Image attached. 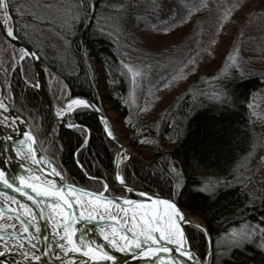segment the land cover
<instances>
[{
    "label": "trees",
    "instance_id": "obj_1",
    "mask_svg": "<svg viewBox=\"0 0 264 264\" xmlns=\"http://www.w3.org/2000/svg\"><path fill=\"white\" fill-rule=\"evenodd\" d=\"M35 1L9 0L12 18L7 22L38 53L54 104L83 95L104 112V103L110 105L119 130L140 156L128 155L131 159L119 167L129 185L167 196L183 181L182 189L193 193L208 184L205 194L176 198L207 230L210 244L202 228L185 226L193 252L207 264H264V179L252 176L264 155V0H211L200 11L202 0H117L113 14L126 23L124 30L147 27L181 36L152 59L137 56L149 66L153 86L145 93L148 84H143L135 105L128 100L129 85L113 42L98 28L106 0H87V14L82 0H59L70 16L51 15L49 35L36 28L41 22L26 7ZM221 35L226 37L224 53L210 57L173 88L164 83L169 75L160 80L168 72L165 66L186 67ZM0 83L40 151L66 181L95 191L107 181L109 195L125 194L112 179L116 144L94 112L74 109L69 124L77 127L53 120L36 88L30 59L21 61L19 49L1 33ZM163 91L164 98H153ZM241 225L255 230L253 236L238 244L224 242L226 233Z\"/></svg>",
    "mask_w": 264,
    "mask_h": 264
},
{
    "label": "snow or ice",
    "instance_id": "obj_2",
    "mask_svg": "<svg viewBox=\"0 0 264 264\" xmlns=\"http://www.w3.org/2000/svg\"><path fill=\"white\" fill-rule=\"evenodd\" d=\"M210 6L211 0L206 2L202 0L196 10L200 11ZM11 7L9 0H0V13L3 14L5 23L12 18ZM82 7L87 14V0H82ZM5 31L7 38L15 39L13 27H8ZM21 51V61L29 55L36 56L29 50ZM232 60L235 63V57H232ZM123 69L132 74L134 82L140 75L139 70L129 64H123ZM36 87H40L39 81ZM73 105L85 109L92 107L89 101L76 98L70 100L66 111H58L56 115L63 120L72 110ZM93 110L96 111V109ZM12 111L13 109L7 105L6 101L0 100V127L26 123L19 116H10ZM101 119L104 121L106 135L111 140H116L114 130L108 126L106 117ZM77 126L68 125V127ZM14 131L20 133V138L17 139L13 135L7 137L8 144H11V148L8 149L9 154L5 155L3 150H0V185H3L4 189L18 193L19 196L26 197L34 207L20 202L17 196L0 192V196H3L5 200V203H0V217L7 216L12 221L8 225L0 223V264H33V262L44 264L45 257L52 252H45L38 248L40 240L47 241V237L42 233L40 221L54 226L58 243L52 247L55 249L58 246L62 253L56 256L57 262L71 257L73 253H79L86 264H128L129 259L134 264H200L191 251L184 229V225L190 222L176 198L181 196L193 199L195 193L205 194L209 191L208 184L197 187L193 193L182 189V186L186 185L183 181L175 184L165 198L153 199L150 193L140 191L139 195L148 197L149 202L124 199L123 205L128 207H123L120 196L109 195L110 185L107 181L103 182L102 191L79 188L73 184H58L57 179L64 181L65 177L36 147V138L31 130L20 132L17 128ZM85 131L88 130L85 129ZM87 142L86 139L85 144ZM122 159L131 158L124 155ZM13 160L20 162L19 167L25 174L9 176L6 166ZM171 171L177 176L180 175L175 166L171 168ZM90 179L96 178L90 177ZM115 182L121 187H126V181L119 172L115 174ZM28 190H31V194ZM126 190L129 193L133 192L130 187H126ZM13 204L17 207L13 208L11 206ZM133 206L136 211H133L129 217V210ZM77 209H80L78 216ZM116 209L123 212V217L119 216ZM78 220L98 221L102 225L112 224L110 232L103 226L98 228L106 244L100 245L95 240L86 239L83 235L77 236L75 225ZM16 222L19 223L20 228L17 227ZM203 231L207 232L206 229ZM254 231L252 233L234 231L233 236L242 241L250 238ZM261 233L264 234V229H261ZM37 251L40 254H37ZM13 253L19 255L21 260L4 259L5 256ZM73 264H78L75 258H73Z\"/></svg>",
    "mask_w": 264,
    "mask_h": 264
},
{
    "label": "rangeland",
    "instance_id": "obj_3",
    "mask_svg": "<svg viewBox=\"0 0 264 264\" xmlns=\"http://www.w3.org/2000/svg\"><path fill=\"white\" fill-rule=\"evenodd\" d=\"M36 4L30 2L26 7L30 8L35 15V18L38 19L39 23L41 22V26H36L37 29L49 35L46 26H51L52 21L50 22V16L56 14L59 17H69L70 12L67 10L65 11V7L63 4L59 2V0H36ZM25 3V2H24ZM23 3V4H24ZM22 8H26L24 5L20 4ZM67 5V4H66ZM72 4L69 3L68 7H71ZM118 6L117 0H106L103 4V9L101 12V19L99 23V30L103 34L107 35L113 42V46L117 56L120 58V65L122 66L121 72H123L124 77L127 80L129 85V96L128 100L132 105H135L138 101L139 92L143 84L145 85V93H149V87L151 88L153 84H149L150 80V72L149 66L141 65L138 57H145L147 60L152 59L155 57V52L160 50H169L170 46L181 39L179 36H172L169 32H164L163 30L154 29V28H147V27H140V28H132L129 31L124 30L126 27V23L122 20L119 22L117 21L114 13V9ZM29 10V9H28ZM58 17V18H59ZM4 19V18H3ZM54 22V21H53ZM8 24V22H7ZM8 26H10L8 24ZM46 28V29H44ZM123 29V30H122ZM226 37L221 35L215 39L214 43L209 47V50L199 51L194 54L191 58L190 63L184 66H176V65H169L167 67V71L161 75L160 80L164 77L169 75L165 84H169L172 88L176 86L175 84L179 83V79L185 76V79L190 78L191 72H196L195 69H199V66L202 64H207L206 62L210 61V57H215L216 54L224 53L226 50V44L224 41ZM58 44H60L58 42ZM178 44V42L176 43ZM61 45V44H60ZM214 52V53H213ZM123 64H129L134 69L139 70L140 75L135 78V82L133 81V77L131 73H128L126 69H123ZM202 71V70H200ZM3 87V86H2ZM4 90V89H3ZM166 91L153 93V98H164ZM5 95V93H4ZM9 101H12V98L5 95ZM106 114L110 118L114 128L116 129L122 143L124 146L127 147L128 155L132 154L136 157H140L127 143V139L123 136L122 132L119 130V125L116 123V116L115 112L112 110L110 105L107 102L104 103ZM253 173V172H252ZM255 181H261L264 179V155L261 158V162L255 169L253 175ZM132 213L129 217H131ZM190 218L199 223L203 224L202 221L196 217L191 215ZM8 217H0L1 221L7 220ZM111 227L109 226L107 231H111ZM234 231L240 232L244 231L247 233H252L251 231H247L244 225L239 227L232 228L229 230L226 235L224 242L226 243H234L238 244L242 241L249 240L250 238L245 240H238L237 237L233 236Z\"/></svg>",
    "mask_w": 264,
    "mask_h": 264
},
{
    "label": "water",
    "instance_id": "obj_4",
    "mask_svg": "<svg viewBox=\"0 0 264 264\" xmlns=\"http://www.w3.org/2000/svg\"><path fill=\"white\" fill-rule=\"evenodd\" d=\"M8 27H10V26H8V24L5 23L4 22V19L0 16V33L2 34V36L6 40H8L11 43L12 46H14V47H16V48L19 49L20 56L22 54V51L21 50H29L30 52L36 54L35 57H33L31 55H29L27 57L30 59V61L32 63V66H33L35 83L37 85V82L39 81V84H40V87H36V88L38 89V91L42 95V98L44 99L45 104H46V106L48 108V111L50 113V116L52 117L53 120L58 121V122H62L66 126L70 125L69 124L70 115H71L72 111L74 109L78 108L79 106L73 105L72 106V110L69 111V114L63 120H61L56 115V113L58 111H66L67 110V105L69 104L70 100L76 99V98H83V99H85V100H87V101L90 102V104L92 105V107L90 109L94 112V114L98 118V120L101 123L103 129H104V121H102L101 117H106V122H107L108 126L111 129L114 130V134H115V137H116V140H112L116 144V150H115V152H114V154L112 156V164H111L112 165L111 166L112 179H113L114 183L117 186H119L121 189H123L125 191V194L123 196H120L121 197L120 203L123 205V200L124 199L136 200V201L145 202V203L149 202V198L148 197L135 198V197L129 196V194H132V193L139 195V192L140 191H145L147 193H150L151 194V197L153 199L154 198H157V197H159V198H165L166 196H163V195H161V194H159L157 192L150 191V190H147V189H144V188H137V187H134V186L129 185L126 182V187H130V188L133 189V192L129 193L126 190V187H121L120 185H118L115 182V174H116V172H119V166H120L121 162L123 161L122 157L124 155H127L128 156V152L126 151L124 144L122 143V141H121V139H120V137H119L116 129L114 128V125L112 124V122H111L110 118L108 117V115L106 114V112L102 111L94 102H92L89 98H87L86 96H83V95H71V96L67 97L64 100L62 106L55 105L53 103L52 99L50 98V96H49V94H48V92L46 90V87H45V83H44L43 75H42V71H41V66H40V57H39L38 53L36 52V50L34 48H32L27 43L23 42L16 35H15V39L7 38L6 37V31L5 30ZM0 100L6 101L7 105H9L13 109V111L9 114L10 116H19V117H21L16 112V110H15L13 100L12 101H9L8 98L5 97L4 90H3V87H2L1 84H0ZM93 109H96V111H94ZM6 123H7V121H6ZM17 128L20 130V132L26 131V130H29L30 129V127L28 126L27 122L24 123V124H13L10 127H7V126L0 127V150H3V152H4L5 155H8L9 154L8 153V149L11 148V144H8V142H7V137L9 135H13V136H16L17 139L20 138V133L14 131V129H17ZM36 147L39 149V147L37 145V142H36ZM19 163L20 162L18 160H13L9 165L6 166V170L8 171V174H9L10 177L13 176V175H16V174H25L23 172V170L19 167ZM117 165H118V167H117ZM48 172L50 173V169H48ZM57 183L58 184H61V185H64V184H73V185H75L76 187H79V188H85V189H88V190H92L90 188H86V187H83V186H80V185H77V184L68 182L65 179H64V181H59L57 179ZM28 191L31 194V190H28ZM92 191H95V190H92ZM0 192H7V193H9V194H11L13 196H17V198H18V200L20 202H23V203L28 204L29 206H32L31 205V202L27 201L26 197L19 196L18 193H14V192H11V190L4 189L3 185H0ZM0 203H5V200H4V197L3 196H0ZM5 206L7 207V204H5ZM11 206L13 208H16L17 207V205H15V204H13ZM32 207H34V206H32ZM123 207H128V206L127 205H123ZM182 210H183L184 214L186 215L187 220L191 224L197 225L200 228H202L203 230L205 229V227H204L203 224H199V223L193 221L190 218L191 215L188 214L183 208H182ZM79 211H80V209H77L76 210L77 216L79 214ZM115 211L118 212V214H119L120 217H123V215H124L123 212H120L119 209H116ZM131 213H132V209L129 210L128 215L130 216ZM40 225H41V228H42L43 235H45L47 237V241L45 242V240H40V242L38 244V248L39 249H43L45 252H52L51 255L45 257L44 264H73V258H75V261L78 262V264H86L85 259L82 258L79 253H73L71 257L65 258L62 261L57 262L56 261V256L57 255H60L62 253H61V250L59 249L58 246L55 247V249H53V247H52L53 245H57V243H58V237L54 233V226H53V224L47 223L45 221H40ZM101 226L105 227V229L107 231L108 227L109 226H113V225L112 224H103L102 225L98 221H93V220H78L77 223H76V225H75V227L77 228V236L83 235L88 240H95L100 245H105L106 242L103 240L102 236L98 232V228L101 227ZM184 229H185V225H184ZM185 232H186V229H185ZM186 234H187V232H186ZM187 237H188V235H187ZM206 237H207L208 243L210 244V237H209V235H208L207 232H206ZM188 240H189V238H188ZM191 251L193 252L192 248H191ZM37 254H40V252L37 251ZM117 255H121V254H117ZM195 256L200 261V264H207L205 257L200 258L196 254H195ZM4 259L5 260L14 259L16 261H20L21 260V257L19 255H17V254H10L8 256H5ZM33 264H36V262H33ZM128 264H134V262L129 259L128 260Z\"/></svg>",
    "mask_w": 264,
    "mask_h": 264
},
{
    "label": "bare ground",
    "instance_id": "obj_5",
    "mask_svg": "<svg viewBox=\"0 0 264 264\" xmlns=\"http://www.w3.org/2000/svg\"><path fill=\"white\" fill-rule=\"evenodd\" d=\"M125 149H126V151L128 150L126 146H125ZM133 211H136V209H135L134 206L132 207V212H133Z\"/></svg>",
    "mask_w": 264,
    "mask_h": 264
},
{
    "label": "flooded vegetation",
    "instance_id": "obj_6",
    "mask_svg": "<svg viewBox=\"0 0 264 264\" xmlns=\"http://www.w3.org/2000/svg\"><path fill=\"white\" fill-rule=\"evenodd\" d=\"M116 150V149H115ZM115 152V151H114ZM114 154V153H113ZM113 156V155H112ZM17 223V227L18 228H20V226H19V223L18 222H16ZM187 224H189V223H187ZM185 226H186V224H185ZM187 232V231H186Z\"/></svg>",
    "mask_w": 264,
    "mask_h": 264
}]
</instances>
